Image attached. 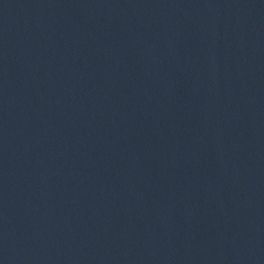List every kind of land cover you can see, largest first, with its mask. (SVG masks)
Here are the masks:
<instances>
[{"label":"water","instance_id":"water-1","mask_svg":"<svg viewBox=\"0 0 264 264\" xmlns=\"http://www.w3.org/2000/svg\"><path fill=\"white\" fill-rule=\"evenodd\" d=\"M0 264H264V0H0Z\"/></svg>","mask_w":264,"mask_h":264}]
</instances>
